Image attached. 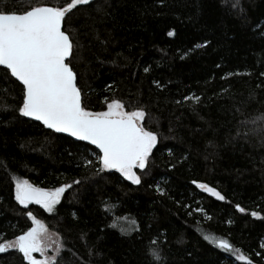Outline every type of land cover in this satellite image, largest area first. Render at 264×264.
Returning a JSON list of instances; mask_svg holds the SVG:
<instances>
[{
  "label": "trees",
  "instance_id": "1",
  "mask_svg": "<svg viewBox=\"0 0 264 264\" xmlns=\"http://www.w3.org/2000/svg\"><path fill=\"white\" fill-rule=\"evenodd\" d=\"M68 3L0 0V11ZM235 3L91 0L66 15L83 106L143 109L157 134L139 185L99 171L94 147L20 115L22 86L0 66V242L34 226L31 211L61 236L58 264H156L150 248L159 264H246L205 236L264 264V0ZM13 177L72 187L48 213L15 200ZM0 264L28 262L12 249Z\"/></svg>",
  "mask_w": 264,
  "mask_h": 264
},
{
  "label": "snow or ice",
  "instance_id": "2",
  "mask_svg": "<svg viewBox=\"0 0 264 264\" xmlns=\"http://www.w3.org/2000/svg\"><path fill=\"white\" fill-rule=\"evenodd\" d=\"M90 3L91 0H70L66 7L36 6L23 14L0 11V66H4L10 77H14L22 86V102L18 108L20 115L42 122L57 133H67L81 141L90 142L100 150L99 171L116 170L133 184L139 185L141 176L136 169H146L157 144V134L143 126L145 111H126L119 100L109 103L106 111L88 110L83 106L77 76L70 66L69 57L73 55L74 44L69 33L64 30L65 18L78 5ZM237 6L238 0L232 7ZM167 34L173 36L174 31ZM208 43L209 41H205L204 45L196 47H203ZM147 71L145 68V72ZM88 163L91 164L92 161ZM13 179L14 198L20 205L27 208L35 203L48 213L55 211L65 191L72 187L71 184H64L44 188L29 183L26 179ZM193 183L197 184L196 181ZM198 187L220 200L225 199L204 183H199ZM236 207L240 212H245L240 205ZM27 215L32 218L34 226L14 239L0 242V253L15 249L22 253L28 264H58V257L63 249L62 242L57 244L56 255H45L48 230L31 211ZM251 215L259 217L260 213L253 211ZM121 233L125 234V230L121 229ZM3 235L0 232V238ZM204 239L211 240L217 247L234 255L238 261L253 264L249 257L243 255L240 249L234 248L228 240H216L210 236H205ZM34 253H41L44 258L37 259ZM148 254L156 264L162 260L158 249L150 248Z\"/></svg>",
  "mask_w": 264,
  "mask_h": 264
},
{
  "label": "rangeland",
  "instance_id": "3",
  "mask_svg": "<svg viewBox=\"0 0 264 264\" xmlns=\"http://www.w3.org/2000/svg\"><path fill=\"white\" fill-rule=\"evenodd\" d=\"M107 110V109H106ZM105 110V111H106ZM126 110V109H125ZM127 111V110H126ZM143 123V122H142ZM27 180V179H26ZM29 183H30V181H29ZM41 221V220H40ZM45 226H46V228H47V230H48V234L46 235V237H45V244L47 245V248H46V252H45V255H47V256H53V255H56V251H55V249L57 248V244L59 243V242H62V239H61V236L57 233V232H55V231H53V230H51L47 225H46V223H44L43 221H41ZM37 259H43L44 258V256L43 255H41V253H34L33 254Z\"/></svg>",
  "mask_w": 264,
  "mask_h": 264
},
{
  "label": "water",
  "instance_id": "4",
  "mask_svg": "<svg viewBox=\"0 0 264 264\" xmlns=\"http://www.w3.org/2000/svg\"><path fill=\"white\" fill-rule=\"evenodd\" d=\"M16 14H23V13H16ZM70 58V57H69ZM77 82V81H76ZM20 83V82H19ZM78 86V85H77ZM27 118V117H26ZM28 119H30V120H33V121H35L34 119H31V118H28ZM37 122H39V121H37ZM41 124H42V122H40ZM46 127V126H45ZM47 128V127H46ZM51 130V129H50ZM54 131V130H53ZM59 134H63V135H65V136H68V137H71L72 139H74V140H76V141H81V140H79V139H77V138H75V137H72V136H70L69 134H67V133H59ZM81 142H84V143H86V144H88V145H90V146H92V147H94L95 149H97V151L100 153V150L95 146V145H91L90 144V142H87V141H81ZM33 204H35V203H33Z\"/></svg>",
  "mask_w": 264,
  "mask_h": 264
}]
</instances>
